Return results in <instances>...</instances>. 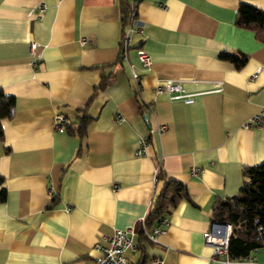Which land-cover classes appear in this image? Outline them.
<instances>
[{"label": "crops", "instance_id": "1", "mask_svg": "<svg viewBox=\"0 0 264 264\" xmlns=\"http://www.w3.org/2000/svg\"><path fill=\"white\" fill-rule=\"evenodd\" d=\"M160 1L137 3L141 33L118 59V0H0V89L14 100L0 121V264H92L100 236L145 214L158 172L188 198L145 243V264H264V248L211 259L201 236L212 203L240 190L241 166L264 162V43L233 23L239 1L264 10V0ZM136 48L149 59L143 70ZM221 51L246 60L235 68ZM164 78L192 101L155 91ZM259 111V123L244 127ZM82 112V137L53 127L55 114L74 122ZM156 123L166 126L159 135ZM142 135L145 153L135 157ZM138 258L136 246L124 252L125 264Z\"/></svg>", "mask_w": 264, "mask_h": 264}, {"label": "trees", "instance_id": "2", "mask_svg": "<svg viewBox=\"0 0 264 264\" xmlns=\"http://www.w3.org/2000/svg\"><path fill=\"white\" fill-rule=\"evenodd\" d=\"M119 21L121 28L127 21V0H118ZM233 23L235 26L252 31L253 37L264 43V10L239 1L235 10ZM229 61L235 68L246 60L242 52L221 51L217 55ZM107 81L101 76L93 87L100 90ZM13 96L5 94L0 89V121L8 119L13 113ZM90 117L84 112L77 116L76 121H66L63 130L69 135L82 137ZM0 123V140L2 139ZM242 185L240 190L226 198L217 199L212 203L210 218L213 221H226L230 224L227 243V257L239 259L249 256L251 251L264 248V162L255 165L241 166ZM155 180L159 186L145 214L143 222L146 228L154 226L166 215L181 198H188L185 186L173 179L165 178L158 172ZM2 178L0 177V183ZM2 196V193H1ZM136 236L135 246L139 258L134 264H145L144 245L148 239L143 234L139 220L133 225Z\"/></svg>", "mask_w": 264, "mask_h": 264}, {"label": "built area", "instance_id": "3", "mask_svg": "<svg viewBox=\"0 0 264 264\" xmlns=\"http://www.w3.org/2000/svg\"><path fill=\"white\" fill-rule=\"evenodd\" d=\"M140 0H127V21L121 28V34L119 38L117 58L125 59L126 51L130 47L131 35L133 33H141V28L137 22L136 5ZM153 3L161 7L163 4L160 0H152ZM38 10H41L39 6ZM80 42H84V38H80ZM135 56L139 63V67L143 70L147 67L149 59L146 52L141 48L135 49ZM130 76L134 83V89L138 90L139 73L130 69ZM219 83L216 82L213 88L214 91H218ZM155 91H163L167 94L171 100H181L183 103H190L193 99V93H187L183 90L180 81L171 78L160 79L154 86ZM262 111L252 114L249 118L243 122L244 127H249L251 124H258L260 121V114ZM115 118L119 119V115H115ZM142 118L147 121V115L143 114ZM66 122L65 117L62 114H55L53 116V127L58 130H63V125ZM164 123H156L154 130L156 134H161L165 130ZM147 145V137L145 135L137 138V145L135 146L132 154L135 157L143 155L145 153ZM158 168H155V173L158 172ZM198 171V167L193 166L190 168V172L195 174ZM115 186L113 185V188ZM67 208V207H66ZM140 227L145 237L154 241L157 234L163 232V225L165 224V218L161 217L158 222L151 228H146L143 222V216L139 219ZM230 233V224L226 221H213L210 220L207 227L201 232L203 244L211 248V259H219L224 262L229 260L227 257V243ZM134 229L133 226H128L122 229H113L108 235L100 236V240L94 242L93 247L96 251V255L92 260V264H125L124 252L135 247L134 244ZM150 264H159V260L152 259Z\"/></svg>", "mask_w": 264, "mask_h": 264}]
</instances>
